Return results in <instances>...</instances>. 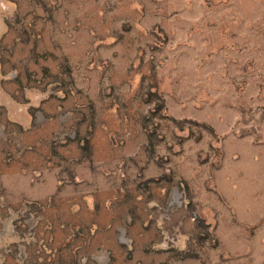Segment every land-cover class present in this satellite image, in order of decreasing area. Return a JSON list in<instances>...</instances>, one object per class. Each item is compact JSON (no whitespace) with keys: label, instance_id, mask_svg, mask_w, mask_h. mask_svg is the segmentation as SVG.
Instances as JSON below:
<instances>
[{"label":"rangeland","instance_id":"rangeland-1","mask_svg":"<svg viewBox=\"0 0 264 264\" xmlns=\"http://www.w3.org/2000/svg\"><path fill=\"white\" fill-rule=\"evenodd\" d=\"M0 264H264V0H0Z\"/></svg>","mask_w":264,"mask_h":264}]
</instances>
